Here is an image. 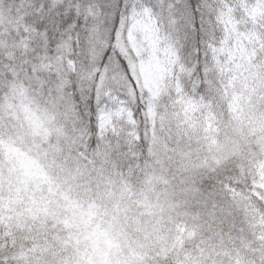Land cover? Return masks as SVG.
<instances>
[{
	"label": "snow or ice",
	"instance_id": "snow-or-ice-1",
	"mask_svg": "<svg viewBox=\"0 0 264 264\" xmlns=\"http://www.w3.org/2000/svg\"><path fill=\"white\" fill-rule=\"evenodd\" d=\"M0 264H264V0H0Z\"/></svg>",
	"mask_w": 264,
	"mask_h": 264
}]
</instances>
